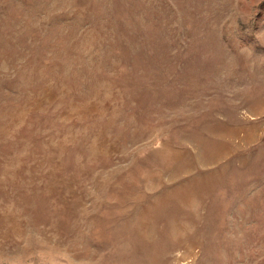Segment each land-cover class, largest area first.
Segmentation results:
<instances>
[{"label": "rangeland", "instance_id": "rangeland-1", "mask_svg": "<svg viewBox=\"0 0 264 264\" xmlns=\"http://www.w3.org/2000/svg\"><path fill=\"white\" fill-rule=\"evenodd\" d=\"M0 264H264V0H0Z\"/></svg>", "mask_w": 264, "mask_h": 264}]
</instances>
